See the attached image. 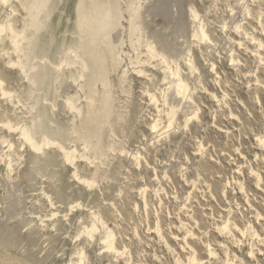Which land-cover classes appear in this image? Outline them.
I'll return each instance as SVG.
<instances>
[{
  "label": "rangeland",
  "instance_id": "rangeland-1",
  "mask_svg": "<svg viewBox=\"0 0 264 264\" xmlns=\"http://www.w3.org/2000/svg\"><path fill=\"white\" fill-rule=\"evenodd\" d=\"M24 1L0 12V28L29 38L25 59L0 29V264H77L81 252L84 264H264V0H142L135 34L134 0H98L122 14L121 65L96 69L111 100L102 114L97 84L91 115L87 79L71 78L80 66L61 64L78 4L93 0H44L33 20ZM23 128L73 162L57 147L35 156Z\"/></svg>",
  "mask_w": 264,
  "mask_h": 264
},
{
  "label": "bare ground",
  "instance_id": "bare-ground-1",
  "mask_svg": "<svg viewBox=\"0 0 264 264\" xmlns=\"http://www.w3.org/2000/svg\"><path fill=\"white\" fill-rule=\"evenodd\" d=\"M10 1L11 0H0V12L9 6ZM43 1L44 0H25L24 2L21 3L23 9L28 13L29 20H33L37 17L36 13H38V11L41 10L44 6ZM134 1L135 3L128 4L127 12L130 14L131 17V19L129 20L130 32L135 34L141 32V25L138 22V20L140 19L141 16L140 13H141L142 4L141 3L137 4V2L142 0H134ZM90 3H91L90 4L91 10L88 9L86 5L82 3V1L78 4L76 31H75L77 36L76 43L72 48H70L69 51L70 58L64 61V64L62 63L61 66L66 65L69 69H71V71L73 69H76V66H80L81 72L78 78L74 77L73 74H71V78L73 79L74 85L79 84V82L83 81L85 78L87 79L89 93H90V97L88 98L89 100L88 108L90 110L89 111L90 115H91V110L95 109L94 104L96 103L95 96L97 94L96 93L97 84H101V86L104 88L103 106L105 107V108L103 107L104 109L102 110V114H105L108 111L109 102L111 100V93L110 91H108L109 83L107 77H105V73L103 74L97 73L96 69H99L101 65H104V63L107 62L112 64L113 69L115 68L118 69L119 66L121 65L119 61L120 48L115 45L112 39V35L116 30V28L121 26L120 21L122 18V14L120 15L119 18L118 14L115 12V7L113 4H110V6H108V8L105 9L104 5L100 3L98 0L90 1ZM193 14L195 19H197L195 13ZM1 27H2L0 28L1 30L3 28H6V31L7 29L9 30L8 38L9 41H11L14 50L17 53H22L24 55V58L26 59L27 53L25 51L26 49L25 44L29 42V38H25L24 40L26 41V43L21 44L19 37L17 36V33L13 30L11 25L1 26ZM32 27L33 26L30 25L29 28L32 29ZM200 33H201L200 37H202L205 40L206 36L204 32L200 31ZM139 43L140 40L137 42L138 46H140ZM132 45L135 48V43H133ZM147 49L148 52L150 49V53L153 57L157 56L156 51L152 47H150L148 43H147ZM19 67L26 76H28L27 73L30 68L35 69V66L33 67L29 66L26 60L25 62L22 61L19 64ZM190 67H192V65ZM61 68L62 67H58V69L55 70L58 78H61L63 76L62 74L59 73V71L62 70ZM77 71L79 70L76 69V72ZM138 73L140 75L141 74L145 75L144 71L142 70L139 71ZM126 75H127V71H124L122 78H125ZM177 87H178V92H177L178 94L175 97L177 99H183L185 101V97L183 96L187 95L185 93L189 91V88L184 83H182V81H180ZM1 92H3L4 96L7 95L5 91L2 90ZM67 107L71 112L77 111L80 113L79 109L75 107L74 103L71 100L67 101ZM95 116L98 117V114H96ZM21 136L23 138V141H25L29 145L31 152L35 156H42L47 149H51L52 147H57L59 148L60 152L63 154L66 163L73 162L74 160L75 151L74 152L67 151L61 145H58V143L55 144L56 142L54 143L52 142V140L48 138H43L44 140H42V143L39 144L34 140L33 135L27 128H23L21 130ZM85 184L88 187L94 186V183H90V182H85ZM96 222L93 223L92 227L85 228V235H87L88 238H93L95 233H97L98 224L99 223L102 224L101 221L98 222V224ZM113 239L114 238L112 232H108L106 234L105 243L108 244L109 249H114ZM84 259H85V253L81 252L79 254L80 261L77 264H84Z\"/></svg>",
  "mask_w": 264,
  "mask_h": 264
}]
</instances>
